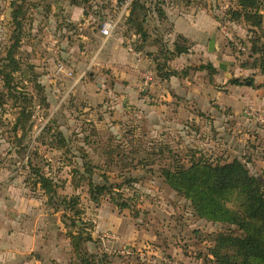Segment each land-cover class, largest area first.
I'll return each mask as SVG.
<instances>
[{
    "label": "rangeland",
    "instance_id": "rangeland-1",
    "mask_svg": "<svg viewBox=\"0 0 264 264\" xmlns=\"http://www.w3.org/2000/svg\"><path fill=\"white\" fill-rule=\"evenodd\" d=\"M14 1L22 6L18 29L10 0H0V64L11 45L20 61L11 89L0 76V190L5 196L11 187L15 197L32 199L34 208L47 212L41 232L39 224L33 228L47 242L34 241L31 252L8 257L6 264H69L66 231L73 213L55 207L61 198L74 195L83 214L70 229L82 222L90 226L92 240L82 246L98 257L105 255L102 264H215L209 235L225 226L196 216L158 170L172 156L182 161L195 151L213 162L239 159L264 187V76L244 67L250 61L252 33L243 21L229 19L227 11L236 1L194 0V6L204 7V45L171 58L167 51L163 57L173 62L165 60L169 70L162 71L152 59L136 66L110 63L97 36L77 27L59 28L61 17L46 11L52 0ZM186 2L169 0L179 11ZM120 23L112 35L121 33ZM211 38L214 47L209 50ZM122 45L119 51L131 52ZM200 65L212 69H198ZM172 70L189 77L186 85L194 87L188 98L161 96L163 86L157 81ZM232 79L243 84L234 85ZM18 95L23 98L15 99ZM22 104L27 109L18 119ZM150 155L151 161L139 162ZM84 158L92 166L90 175L84 173ZM28 160L52 177L53 204L34 187ZM104 171L111 194L92 202L89 182L103 183ZM128 178L133 179L130 184L122 182ZM120 182L121 189L116 186ZM122 201L128 207L120 209ZM235 204L234 199L227 203ZM14 221L8 232L21 233L26 220Z\"/></svg>",
    "mask_w": 264,
    "mask_h": 264
},
{
    "label": "trees",
    "instance_id": "trees-1",
    "mask_svg": "<svg viewBox=\"0 0 264 264\" xmlns=\"http://www.w3.org/2000/svg\"><path fill=\"white\" fill-rule=\"evenodd\" d=\"M69 1L71 4L82 5L85 16L89 14L96 15L94 23L96 29L107 19L103 13V9L106 8V4L103 2L99 3L97 0ZM235 1L236 6L227 11L229 19L232 21H243L252 33L249 40L250 61H245L244 67L257 69L264 76V0ZM123 3L124 0H116V6H120ZM15 4L16 1H10L12 22L15 26L14 29H18L20 28L18 12L22 6H14ZM152 5L157 16L160 19L164 18L163 6L165 5V0H156L155 2L150 0H132L130 3V10L125 24L129 25V30H134V34L141 41L139 44L135 41L136 44L133 46L135 50H141L143 43L148 41L150 36L145 26L148 24V14ZM108 6L109 3L107 2ZM49 9L50 5L46 6V11ZM60 22V27L63 26L66 30H71L75 27L63 17ZM123 35L128 36L130 33L124 31ZM155 37L153 42L159 46L158 50L154 51V53L152 52V54L147 53L148 50L144 51V53L152 56L153 60L157 61L160 71L169 70L165 65V60L168 62L169 59L163 57L167 51V55L170 58L174 57V55L180 56L188 52V39L181 34L176 35L172 51L167 49L166 42L162 41L160 34ZM13 49V45L7 49L4 57L6 61L3 65L0 64V76L3 84L8 89H11L13 74L18 71L20 66L19 59L12 52ZM162 57L163 59H161ZM210 66L200 65L198 69H212ZM178 75V72L172 70L168 74L164 73L161 78L168 79L170 76ZM231 83L234 85L243 84L238 79H232ZM247 84L252 86L253 79L248 80ZM16 98H23V96L18 95ZM26 109V105L22 104L18 119L25 115ZM59 137L61 140L60 134ZM163 151V148L157 149L158 153H163ZM158 155L162 156V154ZM151 157L153 156L150 155L149 158L141 159L139 162L151 161ZM169 160V163L159 166V175L163 181L174 192L189 201L191 209L196 216L225 226V229L209 235L213 242L212 247L209 249L213 263L264 264V187L260 180L250 173L246 164L236 158L229 162H213L205 155H196L195 151L185 155V162L184 160L180 161L175 156H172ZM110 161H113L112 157H110L109 161H105L106 168H110L108 167ZM27 163L30 175L34 179V187L39 186L38 189L49 195L47 201L53 204L55 189L52 177L33 165L30 160ZM82 166L84 173L89 175L92 173V166L87 160L82 163ZM105 172L100 175L104 181L103 183L89 182V198L92 202L98 203L99 198L111 194L110 186L112 185H107L108 176ZM132 181L133 179L128 178L122 182L130 184ZM122 182L116 185L119 189L124 184ZM111 199L113 200V197ZM233 199L236 201L235 206L228 207L227 203ZM59 202L55 210L58 211L59 206H63V210L73 213L69 217L72 219L70 225L74 227L75 220L73 219L79 220L81 218L80 215L83 214L81 210L77 209L78 197L75 195L63 197ZM117 204L120 209L128 207V203L125 201ZM70 225H68L69 230L66 231V237L69 239L70 244L69 264L105 263V255L98 257L93 253L87 252L82 246L83 243L92 240L90 226L82 222L79 227H75L76 229L72 230Z\"/></svg>",
    "mask_w": 264,
    "mask_h": 264
},
{
    "label": "crops",
    "instance_id": "crops-1",
    "mask_svg": "<svg viewBox=\"0 0 264 264\" xmlns=\"http://www.w3.org/2000/svg\"><path fill=\"white\" fill-rule=\"evenodd\" d=\"M125 1L126 0H124V3ZM150 1L155 2L156 0ZM193 1L194 0H188L189 3L186 2L188 4L185 8H181L182 10L179 11L169 3V0H165V5L163 6L164 18L161 19L153 9L154 3H152L153 5L148 14V24L145 26V28L148 29L150 36L148 41L143 43L141 50H135L133 48L136 43L139 44L141 41L134 34V30H129V25L125 24L131 2L127 6H125L124 3L120 6H116V0L98 1L99 3L103 2L106 4L103 13L107 19H115L117 20V23L121 20V26L118 27L122 29L121 33L118 32L114 35L111 34L112 36L110 35L107 38L103 37L99 29H96V26L94 25L96 15L89 14L88 16H85L82 5L71 4L69 0H52V5L48 11L52 12V14H58L55 19H59L60 17L62 19L63 17L80 30H87V32L97 36L100 39L99 50L101 51V49L104 48V54L106 58H109L110 63L118 60L119 62H126L127 64L136 66L145 63V61L153 60L152 56L146 55L144 51L149 50L154 52L158 50L159 46L155 45L153 39L156 38L155 36L160 34V32L162 41L166 42L167 49L171 51L173 50V42L177 34H181L188 39V50L204 45V37L206 35L204 31V7L201 5L198 7L194 6ZM107 2L109 3L108 7ZM53 5L56 6V8H54ZM56 10L57 13H55ZM60 21L61 20L59 19L58 22ZM59 28L65 31L63 26ZM124 31L130 33V35L124 36ZM80 36L85 38V36ZM123 43L132 47V50H130L131 52L126 53V51H119V49L123 48ZM118 51L119 55L117 54ZM148 57H150V59ZM171 62L168 61V63ZM180 76H170L164 81H157L159 87L163 86L161 89V96L164 98L166 97V100L176 98L177 95L188 98V96L193 93L192 90L194 86L190 87V85H186L189 83V77L186 75ZM8 193H12L11 195H8L9 199L6 197ZM34 206L35 203L32 199L18 195L15 197V191L12 190L11 187L6 189L5 196H2L0 190V264H6V258L8 257L16 258L21 257L22 255L26 256L27 252H31L34 241L40 242L41 244L43 241L44 243L47 242L46 238H43V234L37 237L36 232L33 231V228L37 224L40 225V227L38 226L40 232L42 228L47 225V212L38 210L34 208ZM22 216L24 220H26L25 228L21 225L24 228L22 232L18 233L15 231L12 234L9 233L10 220L15 223L14 219ZM4 228H6L5 233L2 232ZM69 257L70 253L68 255V261L70 259ZM24 262L27 263L25 260Z\"/></svg>",
    "mask_w": 264,
    "mask_h": 264
},
{
    "label": "built area",
    "instance_id": "built-area-1",
    "mask_svg": "<svg viewBox=\"0 0 264 264\" xmlns=\"http://www.w3.org/2000/svg\"><path fill=\"white\" fill-rule=\"evenodd\" d=\"M131 2V0H126L124 5L127 6L129 3ZM117 26V20L115 19H106L105 21L102 22V24L99 27V31L101 33V35L105 38L109 37L113 30L115 29V27ZM129 50H132L131 46H128Z\"/></svg>",
    "mask_w": 264,
    "mask_h": 264
},
{
    "label": "water",
    "instance_id": "water-1",
    "mask_svg": "<svg viewBox=\"0 0 264 264\" xmlns=\"http://www.w3.org/2000/svg\"><path fill=\"white\" fill-rule=\"evenodd\" d=\"M213 47H214V38H211V39H210V42H209V44H208V49H209V50H212Z\"/></svg>",
    "mask_w": 264,
    "mask_h": 264
}]
</instances>
